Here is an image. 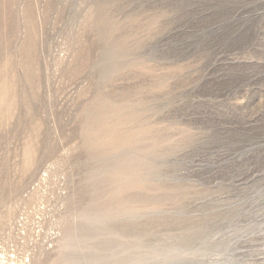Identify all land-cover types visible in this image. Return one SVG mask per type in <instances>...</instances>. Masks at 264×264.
I'll use <instances>...</instances> for the list:
<instances>
[{"label": "rangeland", "instance_id": "rangeland-1", "mask_svg": "<svg viewBox=\"0 0 264 264\" xmlns=\"http://www.w3.org/2000/svg\"><path fill=\"white\" fill-rule=\"evenodd\" d=\"M0 264H264V0H0Z\"/></svg>", "mask_w": 264, "mask_h": 264}]
</instances>
